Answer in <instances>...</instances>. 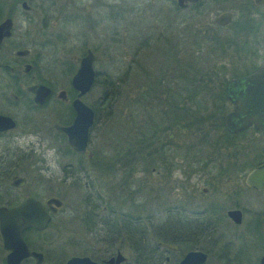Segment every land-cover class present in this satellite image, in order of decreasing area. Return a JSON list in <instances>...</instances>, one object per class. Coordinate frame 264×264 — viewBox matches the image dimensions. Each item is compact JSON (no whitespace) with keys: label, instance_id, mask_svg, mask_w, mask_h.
<instances>
[{"label":"flooded vegetation","instance_id":"obj_1","mask_svg":"<svg viewBox=\"0 0 264 264\" xmlns=\"http://www.w3.org/2000/svg\"><path fill=\"white\" fill-rule=\"evenodd\" d=\"M45 1L49 0H0V24L5 20L9 21L7 33L3 32L0 38V103H2L0 106V206L6 208L18 205L27 197L38 200L32 195L19 198L15 194L28 188V178L36 163H39L38 171L51 172L47 163L52 157H55L56 163H59L60 182L66 193L82 188L90 196V200L94 195H98L91 179L92 172H95L96 166L99 165L95 150L90 147V131L95 121V112L91 105L95 101L89 105L82 98L96 84L98 78L105 80L108 75L94 68L96 48L83 45L80 55L73 58L76 61L74 72L80 59L87 50H90L93 54L94 78L91 88L80 97V100L91 108L93 123L88 130L85 148L88 155L79 153L70 147L66 134L59 129L69 126L75 116L72 101L76 98L77 91L70 84L74 72L69 79V88L54 92L49 80L39 74L36 68L42 60V55L39 52L34 53L32 49L35 45V37L32 33L33 15L41 14L40 18L48 16L50 6L47 10L42 7V2ZM168 1L178 8L177 0ZM201 1L183 2L185 5L180 10L199 5ZM49 2L54 3L53 0ZM205 2L232 4L228 8H219L220 11L214 14L213 19L221 12L231 13V21L228 24L217 25L213 22L219 28L230 25L234 14L244 21L248 20L256 28L259 25L258 21L264 19V0H205ZM95 3L97 4V0ZM100 3L105 5L106 0H101ZM61 6L78 9L77 18L91 17V14L81 15L87 7L83 5L82 0H63ZM116 7L113 5L110 7V14ZM74 14L73 11H68L63 18H74ZM254 30L255 47L257 38L256 29ZM55 37L56 40L61 41L66 39L62 36ZM49 39V37L42 38L41 42L36 43L39 42L43 49L46 48V43L43 41L49 42ZM260 40L264 43L262 33ZM69 64L66 62L64 65L70 66ZM262 65L264 63L259 66ZM240 66L238 70L231 68L229 77L221 75L224 79L227 78L223 86L226 100L227 80L246 75L259 67L254 66L249 70L248 67L253 65L249 64L246 68L244 63H241ZM220 67L224 71L225 65L221 63ZM212 78L219 80L220 76L215 75ZM36 84L46 85L50 89L41 104L34 101V93L28 90L30 86ZM61 91L63 93L60 95ZM50 99L64 103V106L58 109L57 122L50 126L38 125V118L35 123L34 111L41 110ZM232 110L233 105L228 100L225 106L208 107L202 122V133H198L191 124L186 146V170L181 172L180 182L172 177L171 171L165 170L166 166L171 169L172 162L177 157L174 154L177 140L174 139L173 142L172 138L169 139L171 133L176 134L177 137V132L174 126L167 132L160 130V134L162 133L165 139L159 138L160 153L157 161L161 166L159 168L164 169L156 171L161 175L158 181L160 188L157 193L159 207L156 221L147 222L139 216V213L136 215L116 213L110 206L92 203L90 210L100 208L101 213L96 212L97 216L105 217L96 219L94 224H91L95 234L90 251L83 249L82 253L71 256H65L61 251L51 264H65L72 256H86L96 264H180L184 256L194 250L204 255L203 264H264V189L246 183L248 173L264 164V131L254 128L253 125L240 131H229L224 122L227 114ZM46 142L48 146L43 148ZM48 148L53 150V155L48 154ZM166 149L169 151L168 156L163 153ZM176 165L177 163L174 162L173 166ZM141 168L145 171L144 167ZM178 187L183 190L182 198H177ZM135 192L134 189L128 191L129 200L136 199ZM44 202L41 204L47 211ZM61 202V206L54 213H50V219L44 228L29 227L22 230L21 235L27 248L41 253L42 259L39 264H47L49 259L43 248L44 243L37 244L34 239L47 233L52 216L63 205L62 200ZM141 205L138 203V208H141ZM229 211H237L236 219L235 215L234 217L229 215ZM6 254L7 250L2 247L0 235V264H6ZM117 254L122 257L120 260H116ZM20 264H35V258L25 257Z\"/></svg>","mask_w":264,"mask_h":264},{"label":"rangeland","instance_id":"obj_2","mask_svg":"<svg viewBox=\"0 0 264 264\" xmlns=\"http://www.w3.org/2000/svg\"><path fill=\"white\" fill-rule=\"evenodd\" d=\"M49 1L42 2V7L46 10L50 6L48 16L40 18L41 14L33 15L32 33L35 45L32 49L34 53L42 55V60L36 65L38 73L49 80L54 92L66 90L76 68L73 58L80 55L83 45L96 48L94 68L104 71L114 82L110 87L115 90V98L108 107L102 92L104 90L109 94L111 89L105 90L100 83L95 84L82 98L89 105L95 101L92 105L98 107V117L90 131V147L94 148L99 161L96 171L91 174L98 192L93 197L94 201L93 198L90 200V196L82 188L65 192L60 182L59 163H56L55 157L50 158L47 163L51 172L38 171L39 163H36L28 178V188L15 194L19 198L32 195L41 202L50 196L63 201L62 207L52 216L47 233L34 239L37 244L44 243L43 248L49 259L47 264H51L61 251L65 256L80 254L83 249L90 251L95 234L91 224L96 219L105 217L97 216L101 213L100 208L90 210L92 203L110 206L116 213H139L147 222L158 218L157 193L161 175L156 171L164 169L159 168L161 166L157 161L160 153L159 138L165 139L160 130L162 131L161 127L168 126L164 122L161 127H154V123L158 122L156 119L161 116V112L168 110V102H164V98L177 88L175 79L178 64L194 62L187 52L200 47L202 53L201 50L198 53L203 61L201 64L222 63L227 77L231 76L229 70H238L241 63H244V67L253 65L248 69L264 63V43L260 40V34H264V19L258 21L255 47V36H244L241 28L244 20L235 14L230 25L220 28L214 25V14L220 11L219 8L231 7V3L208 4L202 0L201 4L189 9L176 10L168 0H106L107 7L101 5V0H97V4L95 0H82L87 7L81 15L91 14V17L77 18L78 9L75 8L76 11L62 7L63 0H53V4ZM91 3L92 6H89ZM112 5L117 7L110 14ZM68 11H73L75 17L63 18ZM55 36L66 39L56 40ZM47 37L50 38L49 42L43 41L46 48L42 49L38 43ZM244 39L246 42L242 44ZM37 41L39 42L36 43ZM197 54L194 51L192 55ZM205 55L208 56L207 60L203 59ZM66 62L70 66H65ZM220 68L219 65V72L222 71ZM161 70L167 72L162 74ZM101 81L100 78L99 82ZM62 106L64 103L50 99L41 110L34 111L35 123L37 118L38 125L50 126L57 122L58 109ZM108 111L110 115H107ZM188 132L189 129L185 135H180L181 140L178 133L177 137L174 133L171 136L167 134L173 142L174 139L177 140L175 147L177 143L181 146V149H174L177 157L173 161L177 165L174 167L172 162L171 169L167 166L165 168L171 171L172 177L178 182L182 180L181 172L186 170L185 159L181 158L185 157ZM149 138L152 140L151 144L147 142ZM45 146H48L47 142L43 148ZM125 148L132 151L137 148L134 158L132 157L133 160L136 159L134 163H128V156H123L126 155ZM47 152L54 154L51 148ZM163 153L169 155L167 149ZM138 158L140 162H137ZM124 159L126 162H123ZM129 166H134L137 170H129ZM139 187L141 190L138 191ZM130 189L136 191V199H128ZM183 195V190L178 187L177 198H182ZM138 203L142 204L141 208H138Z\"/></svg>","mask_w":264,"mask_h":264},{"label":"water","instance_id":"obj_3","mask_svg":"<svg viewBox=\"0 0 264 264\" xmlns=\"http://www.w3.org/2000/svg\"><path fill=\"white\" fill-rule=\"evenodd\" d=\"M198 0H177L178 8H183V2H196ZM231 21L230 12L217 14L213 22L217 25H226ZM8 20L0 24V38L2 33H7ZM6 30V31H5ZM93 54L87 50L80 59L76 71L71 77L70 84L77 91L76 98L72 101L75 116L72 123L67 127H59L67 136V143L70 147L84 153L88 130L93 123V112L89 106L84 104L80 97L89 91L93 83L94 70L92 67ZM34 93V101L41 104L44 97L50 92L49 87L43 84L32 85L28 88ZM63 92H60V95ZM227 100L233 105V110L227 114L225 127L232 132L245 129L249 125L264 131V65L257 67L254 71L239 77L227 80L225 84ZM246 183L258 189H264V164L252 169L247 177ZM61 200L57 197H48L44 204L47 211L38 200L27 197L18 205L10 208L0 206V235L3 249L7 250L5 255L6 264H20V261L28 256L35 258V264H39L42 255L39 252L30 251L23 238L22 230L32 227L35 229L44 228L49 219L50 213H54L61 206ZM237 211H229V215L236 219ZM21 220V222H18ZM238 220V218H237ZM122 257L117 254L116 260ZM204 255L198 251L188 252L180 264H203ZM65 264H96L88 257H70Z\"/></svg>","mask_w":264,"mask_h":264},{"label":"trees","instance_id":"obj_4","mask_svg":"<svg viewBox=\"0 0 264 264\" xmlns=\"http://www.w3.org/2000/svg\"><path fill=\"white\" fill-rule=\"evenodd\" d=\"M174 8L176 10L180 9L176 8L175 6ZM241 28L244 30V36H249L250 34L253 36V33L255 31L254 29H256V27L253 24L249 23L248 20L243 21ZM245 42L246 40L244 39L242 44H244ZM228 45H226V47H228ZM200 50L201 48L197 47L196 50L189 51L186 53L187 55L189 54V57H192V59L194 60L193 64H178L176 71L177 79H175V84L177 85V88L176 90H174V92L172 91L170 94H167L164 98V102H168V104L166 105L168 107V110H165L164 113L161 112V116H157L156 119V121L158 122L154 123V127H161V124L165 122L168 128H165V126H163L161 127V129L167 131H170V128L174 126L175 131L178 133L179 139L180 135L182 136L183 134H186L187 129H189L191 124L194 126L195 130L198 131V133H202V122L208 107H221L227 104V100L224 97L223 91V86L225 83V79L223 78V76L225 75V72H219L217 70L220 64H201L202 58H199L198 53V51ZM194 51L196 54L198 53L196 56L192 55ZM206 57L208 58V56L205 55L203 59L207 60ZM251 68L253 69L254 67ZM246 71H248V69ZM166 72L161 70L162 74ZM215 75H219L220 79L213 80L214 78H212V76ZM97 83H100L101 87H103L104 89H111V92H109V94L106 93V91L104 90V94L102 93V97L107 100L106 104L109 107L111 102L115 98V90L110 87V85H113L114 82L109 79V77H107L105 80L102 79L101 82H99L98 78L96 84ZM91 106L95 112V123L98 117V107H96V105ZM107 113V115H110L109 111ZM147 142L151 144V138H149ZM176 145L177 149L178 147H180L181 149L180 144L177 143ZM136 151L137 148L134 151H132L131 149L129 150V148H125L126 155L123 156H128V163L132 164L136 161V159L133 160ZM186 154L187 152L185 150V156ZM140 158L137 159V162L141 161ZM181 159H185V157H182ZM123 162H126L125 159ZM133 167L134 166H129V170L136 171L137 169Z\"/></svg>","mask_w":264,"mask_h":264}]
</instances>
